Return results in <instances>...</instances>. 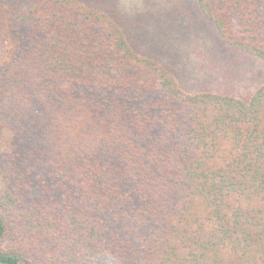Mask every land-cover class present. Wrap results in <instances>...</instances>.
I'll return each instance as SVG.
<instances>
[{
	"label": "trees",
	"instance_id": "trees-1",
	"mask_svg": "<svg viewBox=\"0 0 264 264\" xmlns=\"http://www.w3.org/2000/svg\"><path fill=\"white\" fill-rule=\"evenodd\" d=\"M0 264H264V0H0Z\"/></svg>",
	"mask_w": 264,
	"mask_h": 264
},
{
	"label": "rangeland",
	"instance_id": "rangeland-1",
	"mask_svg": "<svg viewBox=\"0 0 264 264\" xmlns=\"http://www.w3.org/2000/svg\"><path fill=\"white\" fill-rule=\"evenodd\" d=\"M0 181H1V179H0Z\"/></svg>",
	"mask_w": 264,
	"mask_h": 264
}]
</instances>
